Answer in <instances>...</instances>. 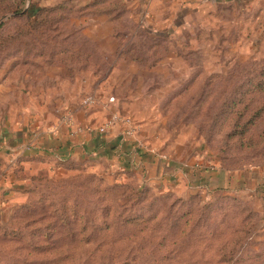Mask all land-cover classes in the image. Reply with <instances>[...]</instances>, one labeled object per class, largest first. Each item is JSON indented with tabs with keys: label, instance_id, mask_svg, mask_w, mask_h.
<instances>
[{
	"label": "rangeland",
	"instance_id": "obj_1",
	"mask_svg": "<svg viewBox=\"0 0 264 264\" xmlns=\"http://www.w3.org/2000/svg\"><path fill=\"white\" fill-rule=\"evenodd\" d=\"M141 1H109L106 53L86 33L106 7L0 0V134L32 123L80 131L75 111H94L97 126L117 116L124 136L184 174L163 183L91 154L0 148L11 193L0 195V264H264L258 193L202 187L190 170L264 169V0L200 6L174 39H160L158 9Z\"/></svg>",
	"mask_w": 264,
	"mask_h": 264
},
{
	"label": "crops",
	"instance_id": "obj_2",
	"mask_svg": "<svg viewBox=\"0 0 264 264\" xmlns=\"http://www.w3.org/2000/svg\"><path fill=\"white\" fill-rule=\"evenodd\" d=\"M98 0H82L83 3L92 4ZM135 0H132L134 2ZM263 0H153V6L157 12L151 15L159 26V37L165 38V34L170 39L178 35V27L182 26L183 20L188 23L192 18L194 11L200 6L210 9L219 8V6L250 7L256 8L262 4ZM142 3L145 1L142 0ZM180 3L184 4L179 12ZM247 7V8H248ZM259 9H261L259 7ZM169 14L168 17L164 15ZM211 14V13H210ZM163 16V17H162ZM113 15L104 14L92 16L89 20L87 36L93 42L100 44L104 48L113 46L115 39ZM106 53H111L103 51ZM79 111V110H77ZM75 111L77 120H74L75 126L80 128L91 127L93 133L78 132L75 127L67 124H38L32 123L30 127L26 126L17 130L12 136L10 134H0V148L6 151L25 152L32 156H46L57 160H68L69 158H79L84 155H93L104 157L114 162L115 165L122 169L139 167L150 169L151 172L159 174L161 182L165 183L170 180L175 182L181 179L184 174H180L179 168L172 161H166L161 156L154 154L148 148H144L137 137H126L118 125L111 128L107 134H100L97 130V123L102 116L97 117L94 111ZM98 121H97V120ZM40 123V122H39ZM43 123V122H42ZM8 138L9 142L7 141ZM141 165V166H140ZM204 167V168H203ZM171 169V170H170ZM191 172L199 173L196 183L202 187L211 189H229L237 193L244 191L257 192L264 205V169L250 168L243 171L223 172L219 169L214 170L206 166L190 168ZM189 171V170H188ZM152 173V174H153ZM158 180V177H157ZM205 184H203L204 182ZM11 182L8 180L7 184ZM12 184V183H11ZM10 187L0 188L5 201L10 199ZM10 195V196H9ZM1 198V196H0Z\"/></svg>",
	"mask_w": 264,
	"mask_h": 264
},
{
	"label": "built area",
	"instance_id": "obj_3",
	"mask_svg": "<svg viewBox=\"0 0 264 264\" xmlns=\"http://www.w3.org/2000/svg\"><path fill=\"white\" fill-rule=\"evenodd\" d=\"M118 117L117 116H114L113 117V119L110 121V122H108L107 124H105L104 126H102V127H99L98 128V132L100 133V134H106L107 133V131L109 130V129H111V128H113L117 123V121H116V119H117ZM124 123H125V125L128 127L127 128V135H130L131 134V132H132V129H131V124H129L130 123V121L129 120H126V121H124ZM78 132H81V133H84V132H86V133H93L94 132V130H93V128H91V127H86V128H82V130H80V131H78ZM125 134V135H126Z\"/></svg>",
	"mask_w": 264,
	"mask_h": 264
},
{
	"label": "trees",
	"instance_id": "obj_4",
	"mask_svg": "<svg viewBox=\"0 0 264 264\" xmlns=\"http://www.w3.org/2000/svg\"><path fill=\"white\" fill-rule=\"evenodd\" d=\"M109 1L110 0H98L97 2H95V3H92L90 6H91V8H98V7H106V9L105 8H103L102 10H94L93 12H94V14L95 15H104V14H109V15H113L112 13V9H111V4L109 5Z\"/></svg>",
	"mask_w": 264,
	"mask_h": 264
}]
</instances>
